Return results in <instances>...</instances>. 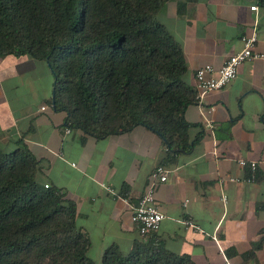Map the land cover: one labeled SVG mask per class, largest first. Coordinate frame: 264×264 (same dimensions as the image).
<instances>
[{
	"label": "crops",
	"instance_id": "0c3cea01",
	"mask_svg": "<svg viewBox=\"0 0 264 264\" xmlns=\"http://www.w3.org/2000/svg\"><path fill=\"white\" fill-rule=\"evenodd\" d=\"M253 4L197 0L183 14L175 2L166 6L161 19L182 43L188 84L195 87L199 68H219L240 51L241 37L256 20L257 49L264 54V7L255 12ZM7 68L9 82L0 74L1 147L9 152L19 139L26 141L40 160L38 180L60 187L76 203V221L91 238L89 255L94 260L101 263L104 251L114 244L129 252L143 238L123 198L135 203L144 193L152 171L167 157L164 141L145 126L103 139L69 133L66 113L50 104L55 79L48 62L0 56V71ZM28 72L49 77V91L36 103L21 98V92L36 93ZM186 118L195 124L190 134L198 141L191 151L163 163L170 176L158 183L156 202L166 218L155 236L196 264H264V57L242 64L225 88L204 93L189 106ZM241 158L257 162L254 181L227 180L249 176L239 164ZM126 187L129 193L123 195ZM186 220L195 226L188 227ZM260 240L262 246L251 253Z\"/></svg>",
	"mask_w": 264,
	"mask_h": 264
},
{
	"label": "trees",
	"instance_id": "16d2710c",
	"mask_svg": "<svg viewBox=\"0 0 264 264\" xmlns=\"http://www.w3.org/2000/svg\"><path fill=\"white\" fill-rule=\"evenodd\" d=\"M196 1L0 0V56L48 62L55 79L50 104L66 113L67 128L103 139L145 126L164 141L165 161H174L198 141L186 118L198 91L184 79L182 43L161 14L172 2L183 14ZM39 170L23 138L9 152L0 144V264H196L154 233L127 253L108 247L98 263L77 224L76 203L40 182ZM261 246L256 242L251 253Z\"/></svg>",
	"mask_w": 264,
	"mask_h": 264
},
{
	"label": "built area",
	"instance_id": "2783aa9c",
	"mask_svg": "<svg viewBox=\"0 0 264 264\" xmlns=\"http://www.w3.org/2000/svg\"><path fill=\"white\" fill-rule=\"evenodd\" d=\"M251 10L255 12L259 10V4L256 0H254V4L251 6ZM257 26L258 20H256L252 29L241 37V50L230 55L219 68H216L212 64H207L196 71L195 88L198 91V98H201L202 95L208 91L225 88L237 77L240 66L245 62L264 57V54L257 49L259 40ZM45 108L46 107L43 106L42 109ZM208 126L213 127L212 123H209ZM70 131L71 129L68 128L67 132L70 133ZM239 164L250 171L249 176L243 179L229 177L227 180L254 181L258 169L257 162L241 158ZM169 176L170 170L166 166L158 164L151 173L150 181L146 190L139 197L137 202H131L129 197L123 198L130 205L132 221L137 224L139 234L144 240L152 233L160 230L162 221L166 218V215L159 209L156 202V187L158 183L167 182ZM45 186L48 187L49 184H46ZM184 223L188 227L195 226L190 220H186Z\"/></svg>",
	"mask_w": 264,
	"mask_h": 264
},
{
	"label": "rangeland",
	"instance_id": "374dc122",
	"mask_svg": "<svg viewBox=\"0 0 264 264\" xmlns=\"http://www.w3.org/2000/svg\"><path fill=\"white\" fill-rule=\"evenodd\" d=\"M0 74L2 77L7 78L8 82L10 81L11 76H12L10 68H7L6 70H1ZM40 75H42V73ZM40 75H39V73H38V75L37 74L34 75V73L28 72V74L26 75V76H28L27 78L31 77V80H30V82L28 80V83H29V85L31 82L35 83L34 92H36V93L34 95H27L28 93L21 92V94H22L21 98L22 99H27V101H29V102L36 103L38 101V99L42 98V95H46V93H48L49 87H50L49 86V77L48 76L47 77H45V76L40 77ZM33 77H34V80H33ZM37 92H38V94H37ZM40 104H46V102H41Z\"/></svg>",
	"mask_w": 264,
	"mask_h": 264
}]
</instances>
